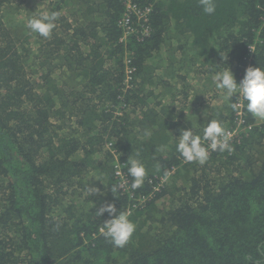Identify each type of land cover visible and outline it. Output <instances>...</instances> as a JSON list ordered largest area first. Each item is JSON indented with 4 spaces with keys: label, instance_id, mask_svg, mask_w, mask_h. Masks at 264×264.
<instances>
[{
    "label": "trees",
    "instance_id": "trees-1",
    "mask_svg": "<svg viewBox=\"0 0 264 264\" xmlns=\"http://www.w3.org/2000/svg\"><path fill=\"white\" fill-rule=\"evenodd\" d=\"M133 1L151 6L150 31L133 21L122 40L124 0H0V264H264V122L212 81L264 65V0H215L211 15L199 0ZM45 9L61 14L47 38L26 27ZM205 110L245 124L231 152L186 162L176 136L188 119L202 134ZM117 164L133 197L111 191ZM105 201L130 209L123 248L99 232Z\"/></svg>",
    "mask_w": 264,
    "mask_h": 264
},
{
    "label": "clouds",
    "instance_id": "clouds-1",
    "mask_svg": "<svg viewBox=\"0 0 264 264\" xmlns=\"http://www.w3.org/2000/svg\"><path fill=\"white\" fill-rule=\"evenodd\" d=\"M199 3L205 14L211 15L216 10L215 0H199ZM60 15L58 11L40 10L26 21V27L32 33L47 38L55 28ZM212 81L224 100L230 101L234 95L237 96V102L229 104V107L234 111L239 109L241 103L246 102L247 111L257 120L264 121V65L260 63L258 66L249 65L239 82L229 66L216 71L212 75ZM210 107L213 106L210 105ZM204 116L207 123H204L202 134L197 131L196 124L187 118L192 122V127L181 128L180 135L176 136L178 137L176 151L186 162H198L203 165L209 159L210 150L232 151L231 134L225 129L223 122L218 118L208 120L209 113L207 110L204 111ZM174 119L178 120V117H174ZM145 135L150 136L151 133L146 131ZM125 165H127L128 176L132 178L131 188H139L147 174L146 166L140 158L139 152L135 155L131 154ZM116 174L119 175V171ZM120 187L123 185H113L111 191L115 194ZM87 190L91 196L104 195V191L99 187L90 185ZM105 213H108L110 218L103 221L99 228L100 234L109 240L114 247L123 248L132 237L135 224L130 220L126 211L117 209L114 202L105 201L95 212L98 217Z\"/></svg>",
    "mask_w": 264,
    "mask_h": 264
},
{
    "label": "built area",
    "instance_id": "built-area-1",
    "mask_svg": "<svg viewBox=\"0 0 264 264\" xmlns=\"http://www.w3.org/2000/svg\"><path fill=\"white\" fill-rule=\"evenodd\" d=\"M125 1V5H126V11L124 13V16L122 17V19L120 20V26L123 29V39H126L127 36L129 34H132L133 31L138 30V28L134 27V25L132 24L133 21H136L139 23L140 26H142L143 31L139 30L138 32H140L142 35L147 36L149 34V27L147 26V23L149 21V15L151 12V6H147L145 8L140 7L137 3H135L133 0H124ZM133 68L129 65L126 66V78H125V83L127 86H130V82H131V78H132V73H133ZM257 123V122H256ZM245 124L243 118H239L237 123L235 124V126L233 128H230L229 130H227L230 134H231V139L235 138L238 134L239 131L241 129V126L243 127V125ZM111 145V144H110ZM119 164H117V169H116V173L117 171H119V175H117L120 179V185H123V189L127 190L128 192H130V196L133 197L134 196V192L131 191L130 189V184H128V179L126 177V175L123 173L122 169L120 168V166H118ZM130 212V209L128 210V213Z\"/></svg>",
    "mask_w": 264,
    "mask_h": 264
},
{
    "label": "rangeland",
    "instance_id": "rangeland-1",
    "mask_svg": "<svg viewBox=\"0 0 264 264\" xmlns=\"http://www.w3.org/2000/svg\"><path fill=\"white\" fill-rule=\"evenodd\" d=\"M193 78H196V77L193 76ZM201 81H202V80H198V82H201ZM198 82H197V80H196V83H198ZM201 118L205 119V116H203V117H201ZM256 122H257V123H261V122H264V121H261V120H257V119H256Z\"/></svg>",
    "mask_w": 264,
    "mask_h": 264
}]
</instances>
